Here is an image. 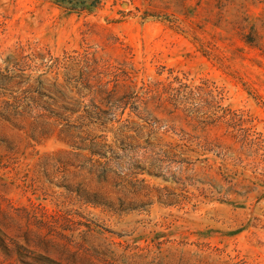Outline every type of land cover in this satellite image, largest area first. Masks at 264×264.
Instances as JSON below:
<instances>
[{
	"label": "rangeland",
	"instance_id": "374dc122",
	"mask_svg": "<svg viewBox=\"0 0 264 264\" xmlns=\"http://www.w3.org/2000/svg\"><path fill=\"white\" fill-rule=\"evenodd\" d=\"M49 54L66 60V66L37 71ZM28 57L31 70L25 76L32 74L30 83L20 86V79L0 76V101L13 103L14 97H23V90L49 71V78L56 73L60 81L71 78L74 98L88 103L75 87L87 65L96 61L98 69L110 72L112 66L125 63L139 84L176 77L194 87L206 83L223 93V105L243 112L264 137V0H0V71L6 74L7 67ZM29 90L27 95L36 101L30 100L31 105L61 110V101L54 106L51 97ZM41 90L49 94L53 87ZM2 108L4 104L0 264H264V201L257 203L256 194L236 204L204 197L183 208L155 204L142 214L118 215L86 205L69 189L96 191L114 202L140 198L113 178L98 184L76 167L84 158L68 151L87 145L73 139L84 137L81 133L53 119L31 117L26 104L20 113ZM177 125L193 132L184 122ZM121 126L83 130L107 134L110 140L146 138L143 132L129 133ZM222 133L208 129L196 134L205 143ZM196 143L193 148L204 155L190 156L202 159L197 172L208 183L204 187L211 188L214 161L211 152ZM146 178L152 185H171Z\"/></svg>",
	"mask_w": 264,
	"mask_h": 264
},
{
	"label": "trees",
	"instance_id": "16d2710c",
	"mask_svg": "<svg viewBox=\"0 0 264 264\" xmlns=\"http://www.w3.org/2000/svg\"><path fill=\"white\" fill-rule=\"evenodd\" d=\"M58 1L71 3V0ZM30 59L26 58L21 64L14 63L13 67L6 68V74L0 71V76L6 81L20 79L16 82L20 86L28 85L32 74L27 78L25 72L31 70ZM97 64L95 61L87 65L75 83L77 94L88 97V103L74 98L73 91L69 90L71 78L60 81L58 73L49 78V71L39 74L35 83L23 90V97H14L13 103L8 99L0 101L5 112H11L9 110L13 108L14 113H20V106L26 104L31 117L53 119L57 124H64L66 130L81 133L84 137L76 135L73 139L85 140L87 145H74L75 148L68 151L84 158L76 167L83 169L90 180L98 184L108 183L113 178L116 185L140 198L132 203L123 198L114 202L96 191L81 193L69 189L77 192L84 204L125 215L149 212L155 204L183 208L197 197L236 204L237 199L249 200L256 194L257 203L264 201V137L249 125L243 112L223 105L221 91L210 89L206 83L194 87L178 77L169 82L156 80L139 84L134 79L133 69L125 63L112 66L110 72L98 69ZM44 66L49 70L65 67L66 60L49 54V61L37 66V71ZM106 75L113 79L104 81L102 76ZM49 86L53 87L52 93L41 90H47ZM29 89L51 97L54 106L61 101V110L50 105H31L30 100L36 101L27 95ZM73 116H76L75 120H72ZM177 122H184L193 132L179 127ZM116 124H122L129 133L143 132L146 138L141 141L140 136L138 139L128 135L125 139L110 140L107 134L91 135L83 130L90 126L113 129ZM208 129L223 133L202 143L196 133ZM167 135H176L179 140H164L163 136ZM194 142L202 151L211 152L214 161L211 163V188L204 187L208 183L202 181L197 172V163L202 159L190 156L191 153L204 155L193 148ZM146 175L171 185H152Z\"/></svg>",
	"mask_w": 264,
	"mask_h": 264
}]
</instances>
